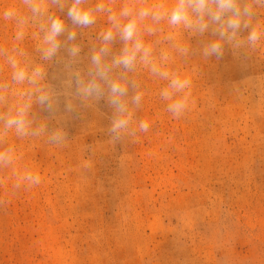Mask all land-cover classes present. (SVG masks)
<instances>
[{"label":"rangeland","instance_id":"374dc122","mask_svg":"<svg viewBox=\"0 0 264 264\" xmlns=\"http://www.w3.org/2000/svg\"><path fill=\"white\" fill-rule=\"evenodd\" d=\"M36 2L43 14L33 20L23 0H0V83L8 85L0 114L14 115L27 100L24 94L34 90L27 81H12L9 57L29 73L42 68L38 84L52 105L33 95L30 130L38 134L21 137L10 129L0 137V150L13 147L17 157L0 169V264H264V2L237 0L253 13L245 18L249 27L237 32L239 47L221 40L219 23L208 21L201 34L171 26L167 18L139 22L138 36L151 48L153 62L191 80L189 108L180 119L160 98L168 81L152 74L139 54L131 71L112 67L125 47L116 34L102 62L110 67L109 79L127 88L131 127L143 119L150 129L115 143L108 84L97 80L104 93L97 99L78 94L75 82L77 75L91 79L92 56L112 28L109 13L94 12L95 23L85 27L67 15L73 0ZM176 2L83 0L80 6L104 4L119 15L126 5L138 10L163 4L170 11ZM7 9L28 17L22 39H16V20L3 19ZM49 16L65 30L56 37L58 51L45 60ZM253 28L261 33L254 46L247 40ZM215 41L222 43L223 56L205 57L203 49ZM74 45L80 51L73 57ZM138 92L143 95L136 105ZM55 130L66 134L63 145L49 143ZM26 169L38 171L41 184L12 195Z\"/></svg>","mask_w":264,"mask_h":264},{"label":"clouds","instance_id":"9594fccd","mask_svg":"<svg viewBox=\"0 0 264 264\" xmlns=\"http://www.w3.org/2000/svg\"><path fill=\"white\" fill-rule=\"evenodd\" d=\"M258 2H264V0H258ZM23 3L29 8L32 13V19H37L42 15L41 7L36 0H23ZM83 0H73L71 7L68 9V17L71 21L80 26H89L95 23L94 12L109 13L108 19L112 24V28L102 34V39L105 42V46L101 47L99 52L92 56L93 70L89 72L90 80L85 82L77 75L76 85L77 92L84 98L95 97L101 98L104 93L101 85L97 80H103L108 84L107 101L110 106L115 110V115L112 119L110 133L112 134V142L121 141L124 136L136 138L139 133H147L150 129V124L146 120H140L137 128H132L133 113L129 110L127 101L124 97L127 94V88L121 83L110 80L108 73L110 67L102 62V56L107 54L109 49L108 43L115 39L116 34L120 39L125 42V47L122 50V54L115 57L112 61V67L122 65L126 71H131L135 68L138 54L139 60L150 67L152 74L160 76L162 79L168 81L165 88L160 91V98L168 101L167 111L172 115L174 119H180L185 115L190 104V93L188 89L191 87V80L182 77L179 74H172L166 70H163L152 59V50L150 47L145 46L143 41L138 36L139 22L151 17L154 22H159L162 19L167 18L168 23L171 26L182 25L186 29H190L196 33H204L208 27L209 22L219 23L217 29L221 40H225L229 43L235 41V46L239 47L240 42L236 41L237 32L239 29L248 28L249 22L246 17L250 18L253 13L250 6H245L241 9L237 3V0H177L174 7L171 10H165L164 5H154L151 8L141 7L138 10L132 7L125 6L119 12V15L113 13L112 9L106 8L104 4H99L95 9H83L81 4ZM226 20L223 19L227 14ZM3 19L13 20L15 19L20 30L16 34V39H22L24 36L23 26L28 22V17L19 15L16 9H7L2 13ZM205 17L208 20H205ZM120 18H126L127 23L121 24ZM50 25L44 36V44L46 47L42 49L43 59H51L60 47L59 41L56 39L61 33L64 32L63 22L52 16L48 17ZM113 29L116 30L114 33ZM149 34L154 32V29L149 27L146 29ZM261 33L257 29L253 28L249 33L247 40L251 45H255L260 39ZM75 38V32L69 34L68 39ZM128 42H132L131 46H128ZM80 51L78 46H72L69 49L70 54L74 57ZM183 53L187 52L186 48H180ZM3 50H0V55H3ZM203 55L205 57L215 56L220 59L223 56V45L220 41H215L208 44L203 49ZM162 60H167L166 54H162ZM9 63L14 69L12 73V81L20 84L25 81L28 84L34 86V90L25 93L27 100L15 109V114H12L10 110L7 115L0 114V122L3 124V131H0V137L4 135V132L10 129H14L17 136H29L37 135V131H31L32 120L29 119V111L31 109V100L33 95L36 96L38 103L44 105L47 104L49 108L52 107L50 103V94L47 93L38 82L43 79L44 72L42 68L36 67L30 73L29 71L18 65V62L9 57ZM8 88L7 84L0 83V104L4 102L3 92ZM142 93H137L132 97L134 104L139 105L142 99ZM71 109V106H69ZM66 141V134L62 130H55L49 137V143L53 145H63ZM15 149L8 147L4 150H0V169L7 168L14 165L16 162ZM42 182V177L38 171L33 169H26L22 174L17 175L16 182L12 185V195L17 194L21 189L30 190ZM0 203H3L0 201Z\"/></svg>","mask_w":264,"mask_h":264}]
</instances>
